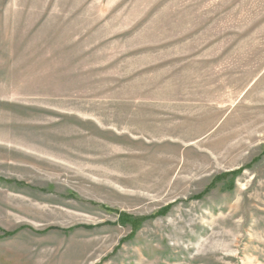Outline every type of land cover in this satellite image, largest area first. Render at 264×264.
<instances>
[{"label": "rangeland", "instance_id": "rangeland-1", "mask_svg": "<svg viewBox=\"0 0 264 264\" xmlns=\"http://www.w3.org/2000/svg\"><path fill=\"white\" fill-rule=\"evenodd\" d=\"M0 264H264V0H0Z\"/></svg>", "mask_w": 264, "mask_h": 264}]
</instances>
